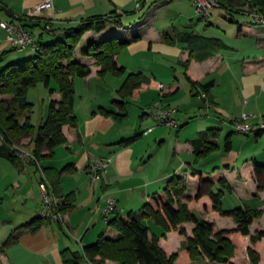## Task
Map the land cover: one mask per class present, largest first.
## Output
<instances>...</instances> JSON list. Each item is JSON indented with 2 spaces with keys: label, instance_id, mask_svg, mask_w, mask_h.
<instances>
[{
  "label": "crops",
  "instance_id": "obj_1",
  "mask_svg": "<svg viewBox=\"0 0 264 264\" xmlns=\"http://www.w3.org/2000/svg\"><path fill=\"white\" fill-rule=\"evenodd\" d=\"M42 1L0 0V22L11 20L12 16H27ZM137 1L144 3L140 10L136 9ZM244 1H239V4ZM54 3L56 10L46 9L38 17L42 22L53 20L60 28L53 35L44 32L42 41L49 36L56 38L63 33L65 26L93 17L118 15L125 25L109 23L101 32L89 30L84 34L77 48L78 56L81 61L92 65V72L85 78H74V110L78 123L76 127H64L67 140L55 148L54 155L40 160L30 159L27 163L20 161L18 165L0 157V245L15 228L39 214L42 199L38 185L43 174L51 182L55 193L64 200L62 212L65 217L60 223L46 220L36 232L23 230L16 242L0 251V264H63L62 251L65 248L79 251L81 247L83 249L95 242L100 234L115 233L103 213L109 197L116 199V208L110 217L127 213L164 187L174 174L185 177L188 193L194 196L198 180L191 175L189 166L193 164L204 170L201 163L209 155L197 159L191 140L205 128L231 129L228 134L232 136L236 121L243 114H248L254 130L243 134L253 136L256 141L264 135V132L261 136L256 135L264 120V26L253 24L246 15L236 21L228 19L234 22L236 28H228L233 41L228 43L221 36H208L196 30V18L200 19L192 0H54ZM221 15L227 18L225 12ZM139 17L140 22L127 26V20ZM210 18L206 21L207 26L212 24ZM33 24L31 22L28 30L39 39L42 26ZM113 35L128 41L116 56L118 62L125 66L126 73L101 77L95 59L82 56V53L90 41L99 43ZM215 38L228 47L204 61L193 57L192 50L203 49L202 40ZM15 48L0 26V68L11 59L24 55ZM177 65L181 67L180 74ZM129 73H140L145 82L123 98L126 103L123 108L115 100H118L116 97L121 98L119 89ZM188 75L201 83L215 81L208 91L214 103L208 117L200 112L203 101L194 94ZM160 84H164L165 88L161 89ZM49 95V100L61 99L57 91ZM8 97L0 94V101ZM234 101L238 104L237 109L230 112L227 105ZM127 103L135 108L132 113L127 110ZM150 106H177L175 118L179 127L158 124L157 119L147 112L146 108ZM101 108L113 111L116 116L103 113ZM174 128H178L176 133ZM138 134L136 140L127 141ZM30 141V138L26 139L22 147L33 150ZM248 142L249 139L244 143ZM169 145L172 150L168 149L166 155H161L162 148ZM243 146L235 149L232 141L230 150H220L218 163L221 167L215 166L213 172L228 180L232 189L230 193L236 194L237 205L263 211L262 217L251 225L254 234L256 230L264 231V190H258L253 176V162L258 161L256 158L239 166L240 159L247 155ZM102 159L109 160L108 172L101 179L93 180L87 167L91 162ZM210 203L211 199L204 196L194 200L191 207L197 215L200 213L202 217L215 221L217 226L220 218H229L231 225L228 228L236 226L231 217L205 212L204 205ZM186 226L192 232L194 224ZM168 237L167 234V240ZM245 238L250 240V236L243 237V246ZM248 242L251 244V241ZM261 242L259 252L262 256L264 237ZM247 260L248 257H245L244 262ZM206 262L209 261L203 264H217ZM108 263L116 264L112 261Z\"/></svg>",
  "mask_w": 264,
  "mask_h": 264
},
{
  "label": "trees",
  "instance_id": "obj_2",
  "mask_svg": "<svg viewBox=\"0 0 264 264\" xmlns=\"http://www.w3.org/2000/svg\"><path fill=\"white\" fill-rule=\"evenodd\" d=\"M220 1L222 6L219 8L224 9L227 18L231 21H234V17L238 14L232 10L241 9L247 4L260 6L264 13V0H246L242 4H239L242 0H234L236 1L234 3L232 0ZM12 20L20 21L27 29L31 22L35 23L33 25L42 26L43 29L39 39L33 35L40 47L35 50L33 56L18 58L0 68V94L9 96L0 101V138L2 139L0 157H6L18 165L21 159L16 153V147L22 146L26 139H31L33 143L31 151L35 158L40 160L43 157L53 156L55 148L66 142L65 126H77L78 119L74 110L76 97L74 78H85L92 72V65L81 61L78 56L77 48L84 34L89 30L101 32L113 21L117 26H124L125 23L118 15L88 18L76 25L65 26L62 29L63 33L56 38L42 41L44 32L52 35L58 32L60 27H57L55 22L51 23L50 19L42 22L40 17L29 15L19 18L12 16ZM48 24L52 26L51 29H47ZM165 37L169 38L168 35ZM202 42V50H192L193 57L198 61H204L217 51L228 47L217 38ZM127 43L128 41L120 40L115 35L99 43L90 41L82 56L95 59L94 63L100 67L99 76L105 77L107 74L122 76L126 73V68L118 62L116 56ZM185 65L188 63L185 62ZM188 79L195 95L198 94L197 88L208 95L210 87L215 82L214 79L205 83L197 82L189 75ZM39 81L44 83L50 94L59 92L61 99L49 100L47 117L36 130L30 116L32 104L28 102L26 93L29 87ZM52 81L57 86H51ZM144 82L145 79L140 73L127 74L119 89L121 98L131 95ZM115 102L121 104L123 108L126 104L124 100H115ZM211 102L213 103L212 100ZM101 111L116 116L113 111L104 108H101ZM263 132V129H257L256 135L261 136ZM220 133V128L209 127L200 131L198 136L191 140L197 159L209 155L220 147L217 142ZM138 136L139 134L132 136L127 141L132 142ZM231 143V134H228L225 140L226 150L231 149ZM189 171L198 180V188L194 196L188 193L185 177L174 174L163 189L149 195L139 211L131 210L110 217L112 212L107 222L115 230L113 235L100 234L95 242L85 245L83 251L65 248L62 251L63 264H107V261H114L116 264H181V260L187 264L203 260L218 264H236L232 259L243 251L244 236H250L253 245L247 249L248 260L244 264H259L261 255L258 248L264 237V231L260 230L253 234L251 225L262 217L263 211L243 206L224 208L223 196L226 192L232 191L228 180L214 172L197 168L193 164H190ZM253 176L258 190H264V162H253ZM204 196L211 199L210 204L204 205L205 212L231 217L236 226L218 228L215 221L199 217L191 206L194 200L198 201ZM63 209L62 205L61 210ZM148 219L163 229L160 235L151 231L146 223ZM45 221L46 219L38 214L31 221L15 228L0 245V251L16 242L23 230L36 232ZM189 223L194 224L190 234L186 226ZM171 231L183 235L185 240L177 251L168 254L166 247L170 244L167 241V232Z\"/></svg>",
  "mask_w": 264,
  "mask_h": 264
},
{
  "label": "built area",
  "instance_id": "obj_3",
  "mask_svg": "<svg viewBox=\"0 0 264 264\" xmlns=\"http://www.w3.org/2000/svg\"><path fill=\"white\" fill-rule=\"evenodd\" d=\"M149 0H145L147 2ZM151 1H161V0H151ZM196 12L203 20H207L214 9L222 6L220 0H192ZM144 3L137 1L136 9L140 10ZM53 9L56 10V5L54 0H43L33 10L29 11V16H40L44 10ZM232 10V9H230ZM232 11L248 16L252 23L258 26H264V13L262 12L260 6L253 5L241 7V9H233ZM19 18V17H17ZM55 21L51 20V23ZM0 26L7 32L8 40L13 44L14 47L18 49L32 48L33 50H38L39 44L36 42L35 37L30 31L23 26L20 21L17 20H2ZM50 24L47 25V29H51ZM160 88H165L164 84H160ZM198 96L203 100L204 103V114L210 115V111L213 107V103L209 99L207 93L200 88H197ZM177 106H150L147 112L152 114L158 121V124L166 125L169 127H177L178 123L175 118V113L177 112ZM243 117L236 121L235 130L241 133H249L254 129V125L249 121L250 116L248 114H243ZM264 130V120L259 126ZM16 153L23 163H27L30 159H36L33 152L22 146L16 147ZM37 160V159H36ZM41 168V167H40ZM109 160L102 159L91 162L87 170L91 174L93 180L101 179L104 174L108 172ZM39 190L42 199L41 209L39 214L46 220L53 222H64V213L62 212L63 200L55 193L53 186L49 179L43 174L41 181L39 182ZM116 199L114 197L108 198V205L103 209V213L106 217L115 211Z\"/></svg>",
  "mask_w": 264,
  "mask_h": 264
},
{
  "label": "rangeland",
  "instance_id": "obj_4",
  "mask_svg": "<svg viewBox=\"0 0 264 264\" xmlns=\"http://www.w3.org/2000/svg\"><path fill=\"white\" fill-rule=\"evenodd\" d=\"M162 1H164V0H162ZM155 2H157V1H155ZM223 12H224L223 8L214 9L212 11L213 15L210 18V22L212 24L211 25L208 24V26L206 24V21L203 20L201 16H199L200 21H198V19L196 18V21L198 22V29H196V30H198L199 32L200 31L201 32H205V33L208 34V36H216V37L221 36V38L226 40V42H228V43L233 42L232 39L230 38V34L231 33L229 32L228 28L231 27V26H233L235 28L234 22H230L228 20V18H223L222 15H221V14H223ZM235 18L236 19H234V21L239 20L240 18L243 19V15L242 14L241 15L240 14H236ZM140 21H141V19L139 17V18L134 19L133 21L132 20H130V21L127 20L126 22H127V26H130V25H133V24L138 23ZM113 24H115L114 21H113ZM49 37L50 38L44 39V41L53 39V36H49ZM254 41H256V40H254ZM248 42L253 44V42H251V40H248ZM254 43H256V42H254ZM18 51H22V53L24 54V55L21 56L22 58L23 57H28V56H33L36 53L35 50H33L32 48H27L26 50H18ZM15 52H17V50H15ZM21 57H18V58H21ZM18 58L11 59V61L17 60ZM180 69H181V67H179L177 65V72L178 73L180 72ZM51 86H57V85H56V83L54 81H52L51 82ZM26 94H27L26 96H27L28 102L32 104V112L30 113L31 121L34 124L35 129L38 130L39 126L44 122V120L46 119L47 114H48L49 98H50L49 90H48V88L45 87V85H44V83L42 81H39L35 85H33L32 87H29V89L27 90ZM116 99L124 100L123 98H120V97L119 98L116 97ZM127 104H128L127 105V110L130 113H132L135 110V108L130 103H127ZM237 106H238L237 102L234 101L233 103L228 104L227 108H229L230 112H235L236 109H237ZM148 108H146V109H148ZM201 111H202L201 114H204L203 108L200 109V112ZM200 112L198 113L199 115H200ZM227 116H230V115H227ZM206 117H208V116L206 115ZM242 117L243 116H241L240 119ZM174 129H175V133H176V129H178V128H174ZM230 130L231 129H223V130H221V133H220V135H219V137L217 139V142L220 145V149L215 151L214 153L212 152L211 155L209 154V157L206 158V161L201 163L202 164L201 168H204L205 171L207 170V172H213L215 166L218 165V166L221 167V165L218 163V161H219V153H220V150H224L225 151V140H226V137H227V135H228ZM232 131H234V133L231 136V140L234 142V148L236 149L238 146H241L243 144L244 145L243 146L244 152H246V154H247L245 157H242L240 159V162H239V166L240 167L242 166V164H244V162L246 160L247 161L248 160H252L253 158H256L258 161L264 162V135H262L259 138V140L256 141L253 138V136H246L247 134H243L241 132L236 131L235 130V126H234V129H232ZM247 139H249V142L248 143H244ZM30 143H31V145H33V143L31 141H30ZM162 149H163V151L161 150L162 151L161 155H163V153H165V155H166L167 152H168V149L172 150V146L169 145L168 148L165 146ZM163 188L164 187L158 189L157 191H159V190H161ZM255 199H257V198L255 197ZM222 201H223L224 208H234L236 206H239V205H237L239 203H238V200L236 198V194H234V193L226 192L225 196H223ZM246 202H248V201H246ZM143 205H144V202L141 205L135 207L133 211H139L142 208ZM198 216L202 217L200 213H199ZM228 220H229V218H220L217 221V223L219 225L218 228H220V227H222V228L230 227L231 224L228 222ZM230 220H232V219H230ZM146 223L148 224V226L150 227L152 232H155L158 235H160L163 232V229L160 226L156 225L151 219L146 220ZM187 230H188V232L190 234L191 233V228L188 227ZM256 232H258V230H256ZM167 234L169 235L167 241L170 244L171 248L166 247L167 248L166 250H167L168 254H171L172 251L173 252L177 251L180 248V246L182 245L183 241L185 240V237L182 236V235H179L177 232L174 233V234L172 232H170V233L167 232ZM248 241H250V240L248 238H245V243L246 244L242 248L243 249V253L242 252L239 253L237 259L235 257L232 259L233 261H236L235 263L244 264V258L248 257L247 249H248L249 246H253L252 244H247V243H249ZM262 243L263 242H261V245L258 248L259 251L261 249ZM79 251H83L82 247H81V249H79ZM260 255H261V252H260ZM263 255H264V251H263ZM262 256H261V260L262 261H260L261 263H259V264H264V256H263V259H262ZM205 261L203 260V261H200V262H193V263L194 264H203V262H205ZM112 262H114V261H112ZM206 263H209V262H206ZM210 263H216V262H210ZM107 264H109L108 261H107ZM110 264H113V263H110ZM181 264H187V263L186 262L183 263V260H181Z\"/></svg>",
  "mask_w": 264,
  "mask_h": 264
}]
</instances>
